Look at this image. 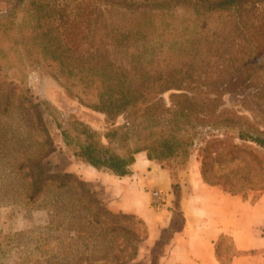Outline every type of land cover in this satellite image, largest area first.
<instances>
[{
  "label": "trees",
  "instance_id": "1",
  "mask_svg": "<svg viewBox=\"0 0 264 264\" xmlns=\"http://www.w3.org/2000/svg\"><path fill=\"white\" fill-rule=\"evenodd\" d=\"M35 1L31 2L35 4ZM142 1L144 4L129 9L133 14L136 10L137 15L129 22L120 20L123 14L109 22L98 16L89 17L83 38L94 50L84 54L71 51L69 42L60 37L55 19L38 22L40 17L36 16L30 41L35 44V40H39L36 46L45 49L52 76L65 81L67 87L79 89L87 97L84 100L78 97L79 102L103 113L107 123L100 133L77 118L63 123L58 121L64 145L74 158L115 175L127 174L135 153L144 151L146 157L166 169L172 179L164 162L178 158L184 163L199 139L196 152L201 179L242 198H247L251 191L253 196L249 200L255 201L264 192V103L261 122L250 120L256 117L252 116V109L242 97L246 93L257 97L261 89L248 91L247 88L263 74L252 73L249 69L239 74L201 72L198 65L206 56L200 55L199 37L176 45V53H169L168 44L159 32L151 29L158 35L146 37L147 27L141 16L149 9H169L182 0ZM183 1L196 15L216 18V26L211 32L217 38L231 28L233 18L253 0ZM174 42H169L171 48ZM111 45L123 50L142 48L143 51L116 55L107 50ZM254 45L259 49V43ZM164 49L167 52L162 54ZM209 56L210 51H207ZM31 60L38 61L39 58L30 57ZM201 80L202 84H199ZM166 92L167 100L164 98ZM226 95L241 96L237 105L244 113L229 105L224 98ZM28 106L36 123L44 128L41 111L45 107L33 101H29ZM118 118H121L120 122H117ZM45 155L41 153L26 161L28 197H33L48 184L56 188L69 187L74 192L76 204L88 211L90 220L105 222L110 231L121 234L119 252L125 257L116 260L115 264H132L138 255V244L147 236L145 222L133 213L111 211L76 173L63 167L48 169L43 164ZM171 185L176 197L177 216L173 220L176 228L180 223L179 183L171 181ZM54 214L64 218L61 210ZM132 218L141 225L140 232L137 226L119 223L120 219ZM166 233L168 230L154 243L151 254H156L155 248L167 241ZM225 239L229 244H224ZM221 247L225 255L235 252L228 236H221L217 242V256ZM155 256L157 258L158 254Z\"/></svg>",
  "mask_w": 264,
  "mask_h": 264
},
{
  "label": "rangeland",
  "instance_id": "2",
  "mask_svg": "<svg viewBox=\"0 0 264 264\" xmlns=\"http://www.w3.org/2000/svg\"><path fill=\"white\" fill-rule=\"evenodd\" d=\"M31 1L0 0V264H115L116 260L125 257L119 252L121 234L110 231L109 224L105 222L90 220L88 211L76 204L72 189L48 184L33 197H28L27 160L45 153L43 164L48 169L63 167L66 170L71 162H81L64 145L58 121L63 123L77 118L100 133L107 127L103 113L79 102L78 97L81 96L82 100L87 98L79 89L67 87L65 81L52 76L45 49L36 46L39 40L33 44L30 36L33 24L37 23V15L40 17L38 22L52 18L57 21L59 35L69 42L72 52L88 53L94 50L83 38L89 17L98 16L109 22L123 14L120 20L129 22L137 16L136 10L133 14L129 9H135L144 1L36 0L35 4ZM127 5L130 8H126ZM141 17L146 23V37L158 35L151 29L159 32L168 44L169 53H176V45L199 37L200 55L206 56L198 65L201 72L239 74L249 69L252 73L263 74L260 80H253L247 88L248 91L261 89L257 97H252L251 93L242 97L252 109V116L256 117L252 119L248 115L250 120L261 122L264 103V0L246 3L241 14L231 21V28L217 38L211 32L216 26V18L196 15L183 0L166 10L149 9ZM170 41H175L173 48ZM254 43H259V49ZM107 50L116 55L143 51L142 48L123 50L114 45ZM207 51H210L209 57ZM161 52L165 54L167 50ZM30 57H38L39 60L30 61ZM164 98L168 99V92L164 93ZM224 98L229 105L243 112L237 105L241 96L226 95ZM29 101L40 102L42 108L45 107L41 111L44 128L36 123ZM120 121L118 118L117 122ZM197 142L184 163L178 158L164 162L171 171L172 182L179 183L186 176L199 175L200 163L196 152L199 139ZM84 181L106 204L99 182ZM252 196L253 192L247 193L248 199ZM56 210H61L64 218L54 214ZM119 221L120 225L137 226L141 231L136 218ZM224 244H229V240L225 239ZM161 250L162 244H159L155 253L159 254ZM150 251L140 242L138 255L131 263L155 264L156 254Z\"/></svg>",
  "mask_w": 264,
  "mask_h": 264
},
{
  "label": "crops",
  "instance_id": "3",
  "mask_svg": "<svg viewBox=\"0 0 264 264\" xmlns=\"http://www.w3.org/2000/svg\"><path fill=\"white\" fill-rule=\"evenodd\" d=\"M67 170L83 180L99 182L111 210L140 217L147 227L141 244L148 251L168 230L155 264H264V192L251 202L204 182L200 175L186 176L179 181L180 223L175 228L176 197L169 172L144 151L135 153L124 175L83 162H71ZM152 189L162 192L163 207L151 206ZM223 235L229 237L235 252L225 255L221 247L217 256L216 244Z\"/></svg>",
  "mask_w": 264,
  "mask_h": 264
},
{
  "label": "built area",
  "instance_id": "4",
  "mask_svg": "<svg viewBox=\"0 0 264 264\" xmlns=\"http://www.w3.org/2000/svg\"><path fill=\"white\" fill-rule=\"evenodd\" d=\"M151 205L155 208H161L164 205V198L162 192L158 189L151 190Z\"/></svg>",
  "mask_w": 264,
  "mask_h": 264
}]
</instances>
